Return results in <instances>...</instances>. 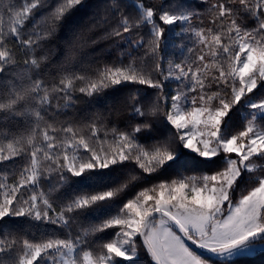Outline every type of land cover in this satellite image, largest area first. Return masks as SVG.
I'll return each mask as SVG.
<instances>
[{
  "label": "snow or ice",
  "instance_id": "obj_1",
  "mask_svg": "<svg viewBox=\"0 0 264 264\" xmlns=\"http://www.w3.org/2000/svg\"><path fill=\"white\" fill-rule=\"evenodd\" d=\"M205 2L199 13L180 0H135L126 13V0H106L87 32L111 40L116 59L53 64L46 45L85 0H2L0 264H135L141 252L148 264H235L264 246V0ZM177 27L187 43L172 58L166 32ZM128 84L157 95L145 103L137 88L107 116H67L81 97ZM121 107L146 122L121 129L111 121ZM149 117L170 127L166 140L140 142ZM118 170L128 171L119 183ZM166 172L175 175L122 199L143 174ZM5 220L53 229L37 238Z\"/></svg>",
  "mask_w": 264,
  "mask_h": 264
},
{
  "label": "trees",
  "instance_id": "obj_2",
  "mask_svg": "<svg viewBox=\"0 0 264 264\" xmlns=\"http://www.w3.org/2000/svg\"><path fill=\"white\" fill-rule=\"evenodd\" d=\"M22 0H14V3L19 5ZM55 0H49V3H54ZM127 8L126 13H133L135 0H126ZM188 9L199 12L206 13L209 8V4L205 2V0H180ZM85 3L88 5L87 8L81 9L79 12L70 16L66 19L65 23L60 26L57 30L56 35L53 39L46 45V48L49 50V55L51 56V63L55 64L63 61L66 57H71L72 55L77 56L80 59H84L88 56L96 55L98 58L106 60L108 62H112L116 59L118 55V51L112 47L111 40L102 39V32H95L94 34H89L87 32V28L89 25V18L92 14L98 11L99 8H102L106 3V0H85ZM0 4H2V0H0ZM40 15L36 16V19H39ZM207 21V17H204ZM254 26V23H253ZM28 27H31V22H29ZM179 28L171 29L169 28L166 32L167 36V53L172 58H177L180 53V46L182 44H186L187 40L184 35L175 36L173 32H178ZM141 35L144 33L141 32ZM97 41V43L92 44V41ZM80 42H85V46L83 48L78 47ZM103 53L101 57L99 54ZM140 55H143V49L140 50ZM145 71H153L155 61L150 58H145ZM127 62V61H125ZM179 62V59H177ZM165 67L167 64L165 63ZM153 77L158 78L159 74L153 72ZM175 84V83H169ZM167 86V87H168ZM139 88V98H143V102H147L152 100L157 95L156 90L150 89L147 86H137V85H121L118 86L117 89H108L104 94H101L97 97H93L91 99L81 97L77 105L74 109L65 110L68 117H79L85 116L89 113H102L104 116L108 115V112L112 110L114 107H119L129 96L130 93L135 92L136 89ZM169 89V87H168ZM264 93V89H261L257 92V97ZM65 117L62 115L60 119H64ZM153 124V127L150 132H143L139 134L138 138L141 143L149 144L154 140H166L170 134L171 129L169 126H166L164 122L158 117H149L147 118ZM111 121L116 126L121 129L131 130V127L136 123H144L146 120L141 119L140 117H133L130 114V110L127 107H121L119 114H113L111 117ZM232 121L235 123H239V116L237 113L232 114ZM112 125L109 124V127ZM103 135V133H101ZM223 166L222 159L216 161V164L212 166L211 169L203 168L196 169L197 171H210L216 170L219 167ZM139 172V170H136ZM128 171L125 170L124 173H120L119 170L116 173L112 174L113 179H117V183L122 182L126 179ZM172 175H175L174 172H166L161 175L154 174L151 177H148L147 174H143L144 179L137 182L134 188H131L127 191V194L122 196L123 200H127L131 196H134L137 191L142 187H150L153 183L158 182L159 179L171 178ZM81 189L88 190L85 188L84 183L78 186ZM67 190H74L71 185L68 186ZM96 219V214H90L87 217V220ZM37 226L33 227L29 224H22L20 222H13L11 220H5L4 225L9 228L16 230L20 227H23L25 231L34 234L37 238H39L41 232L46 230H52L53 226H42L39 222H36ZM111 230H108L107 234H104V238H110L113 235ZM235 261V264H264V249L259 250L253 255H242L232 259ZM135 264H148L146 255L141 252L139 258L135 261ZM219 264H231L230 261L219 262Z\"/></svg>",
  "mask_w": 264,
  "mask_h": 264
},
{
  "label": "rangeland",
  "instance_id": "obj_3",
  "mask_svg": "<svg viewBox=\"0 0 264 264\" xmlns=\"http://www.w3.org/2000/svg\"><path fill=\"white\" fill-rule=\"evenodd\" d=\"M168 87H169V89H172V88H175L176 85L175 84H170ZM233 130H235V129H233ZM262 249H264V246H258L256 248L248 249L244 253H242V254H240L238 256H242V255H253V254H255L256 252H258L259 250H262ZM238 256H235V257H238ZM235 257H233V258H235Z\"/></svg>",
  "mask_w": 264,
  "mask_h": 264
}]
</instances>
